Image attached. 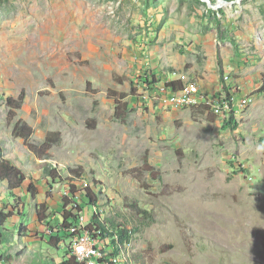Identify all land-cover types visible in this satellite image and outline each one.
Here are the masks:
<instances>
[{
    "label": "rangeland",
    "instance_id": "374dc122",
    "mask_svg": "<svg viewBox=\"0 0 264 264\" xmlns=\"http://www.w3.org/2000/svg\"><path fill=\"white\" fill-rule=\"evenodd\" d=\"M176 80L203 99L161 105L159 87ZM224 87L228 117L212 102ZM21 91L10 119L6 98ZM20 119L28 141L12 134ZM261 146L264 0H0V147L27 175L12 193L0 182L7 263H60L73 240L44 232L89 203L80 238L93 212L135 231L128 244L103 232L115 264H264Z\"/></svg>",
    "mask_w": 264,
    "mask_h": 264
},
{
    "label": "trees",
    "instance_id": "16d2710c",
    "mask_svg": "<svg viewBox=\"0 0 264 264\" xmlns=\"http://www.w3.org/2000/svg\"><path fill=\"white\" fill-rule=\"evenodd\" d=\"M177 82L169 84V85H176ZM175 87V86H174ZM231 93L228 92V97H230ZM25 99V92L21 91L20 94L18 95V97L14 98L13 96H8L6 98V104L9 107V113L8 116L10 117V119H13L16 115V111L21 109L23 102ZM234 121L233 118H231L228 122L225 123V126H229V127H233L232 126V122ZM33 128L31 126H29L26 122H24L23 120H18L13 127L12 130V134L16 137V138H20L23 139L24 141H28L30 139V137L33 134ZM57 133L56 132H48L46 134V137L44 139V141L37 147H34V150L36 151L37 154V158L41 159V160H47L49 159V154L47 153V151L54 145V139L53 136H55ZM39 150V151H38ZM75 175H72L73 178H79L81 176V172H76V171H72ZM52 178L54 179V175L52 174ZM27 179V175L24 172V170H22L20 167H18L17 163H15V158L14 156H3L2 154V149L0 147V182H6L8 185V191L10 193L14 192L17 189H20L23 187V184L25 182V180ZM74 185L72 186H76V182H74ZM29 192L32 193L34 191V188L32 185H30L29 187ZM85 192V196L90 200L91 205H94V203L97 202V196L93 193V191L90 190L89 187H86L84 189ZM69 204V203H67ZM74 209H75V213H77V218H79V214L81 212L80 209H82V205L80 206L79 204L73 203ZM65 208V207H64ZM66 210V209H64ZM75 213H68V212H63V216L64 219L68 220V223H75ZM40 216V215H39ZM10 218L9 213H4V212H0V227H4L5 222ZM100 220L99 219V214L97 212H93L92 217H91V225H88L89 229L92 230H102L106 231L107 228L103 225H100V227H98V223L94 220ZM95 222L97 224H95ZM52 228H54L52 225L50 226ZM117 233L120 236V239L122 241H130L131 239V235L133 232H135L134 230H129L126 229L125 227H120L117 226ZM56 231H58V229H55ZM102 230L100 231V233L97 236H100L101 239H107V237H103V232ZM108 231V230H107ZM68 235L66 232H63V230H59V232L57 233L56 236H52L50 237V241H53V243H55L56 245H58L62 240H64L65 238H67ZM4 238V233L0 232V240ZM104 241V240H103ZM110 241V240H109ZM112 241L116 242V241H120L117 238H113ZM121 242V241H120ZM72 243V240H68V249L70 248ZM58 264H77L75 262V259L70 257V258H66L63 259L60 263Z\"/></svg>",
    "mask_w": 264,
    "mask_h": 264
},
{
    "label": "built area",
    "instance_id": "2783aa9c",
    "mask_svg": "<svg viewBox=\"0 0 264 264\" xmlns=\"http://www.w3.org/2000/svg\"><path fill=\"white\" fill-rule=\"evenodd\" d=\"M178 80H176L177 82ZM196 88L193 83L189 85V89L186 91H195ZM144 100L158 104L154 102V98H150L147 96H143ZM142 101L146 102V101ZM164 103H169V101H164ZM183 103H179L177 105H181ZM159 105V104H158ZM175 106V105H172ZM67 212H71L69 210V206L65 208ZM66 223V225H65ZM78 224L79 218H77V213H75V223H68V219L65 220L63 216L61 217L59 225L56 227H47L48 229L44 232L45 234H49L50 237L56 236L59 230H65L68 235L67 240H73V248L69 251V256L74 257L77 264H106V257L102 255V239L100 236H94L91 233V243H84V239L80 238L78 234ZM58 229L56 231L55 229Z\"/></svg>",
    "mask_w": 264,
    "mask_h": 264
},
{
    "label": "bare ground",
    "instance_id": "6f19581e",
    "mask_svg": "<svg viewBox=\"0 0 264 264\" xmlns=\"http://www.w3.org/2000/svg\"><path fill=\"white\" fill-rule=\"evenodd\" d=\"M47 27L50 28L51 26L47 24ZM226 77L227 76H225V78ZM196 88H197V86H196ZM188 89H189V85L188 86L184 85L180 88H176L172 85L167 84L166 86L159 87L158 93L161 94V96H159V94H156L155 98L158 99L159 103L161 105H164V106H172L174 104L177 105L178 102L179 103L180 102H190L192 100L193 95H195V94H197V96L199 95L203 99V97L201 96V92H198L197 89H195V91H186ZM199 91H200V89H199ZM228 92L231 93V88L226 89L224 87L223 91H221V93H218L217 95L214 94L215 98H213V100H212L213 103L216 101L215 104H217V110H218L217 112L221 113V115L225 114V116H227V117L231 113H233V111H234V108L231 107L232 103H233L232 101L234 98L232 96L233 92L231 93L230 97H228ZM164 101H169V103H164ZM81 220H82V217H81ZM92 231L96 232L97 229L92 230ZM91 233L92 232L90 229L86 230V232L84 233V235L82 237V239H84V243H91ZM72 248H73V246H72ZM112 253H113V251H112ZM112 253H111V255H112ZM102 255L105 256V254H103V252H102ZM105 257H106V264H115V258L107 257V256H105Z\"/></svg>",
    "mask_w": 264,
    "mask_h": 264
},
{
    "label": "clouds",
    "instance_id": "9594fccd",
    "mask_svg": "<svg viewBox=\"0 0 264 264\" xmlns=\"http://www.w3.org/2000/svg\"><path fill=\"white\" fill-rule=\"evenodd\" d=\"M262 148H264V146H261ZM97 203V202H96ZM77 204V203H76ZM95 204V203H94ZM82 205V209H80V210H83L84 208H86L87 206H89V203H82L81 204ZM63 209H65V208H63ZM65 212H67L66 210H64ZM63 211V212H64ZM63 216V214H61V217ZM63 218H64V216H63ZM97 223H98V225L100 226V225H103V226H105L106 228H107V230L106 231H103L102 230V228H101V230H102V232H106V233H110L111 235H113L114 233H117V231H113L112 230V228L110 227V225L107 223V220H104V221H100V220H96V219H94ZM65 225H66V223H65ZM57 226V225H56ZM56 226H53V227H56ZM111 231V232H110ZM63 232H65V230H63ZM117 235L119 236V234L117 233ZM68 238V237H67ZM67 238H65L64 240H62L58 245L60 246V244L62 243V242H64V243H66L65 244V246L66 245H68V243H67ZM119 239H120V236H119ZM120 241H121V243H126V244H128V242H130V241H122L121 239H120ZM58 246V247H59ZM65 257L68 259V258H70V256H69V251H68V254H66L65 255ZM66 258H64V259H66ZM72 258H74V257H72ZM63 260V259H62ZM76 262V261H75Z\"/></svg>",
    "mask_w": 264,
    "mask_h": 264
},
{
    "label": "crops",
    "instance_id": "0c3cea01",
    "mask_svg": "<svg viewBox=\"0 0 264 264\" xmlns=\"http://www.w3.org/2000/svg\"><path fill=\"white\" fill-rule=\"evenodd\" d=\"M184 86V85H183ZM180 87H182V86H180ZM180 87H176V88H180ZM210 89H212L213 90V88H209L208 90H210ZM21 189V188H20ZM18 190V189H17ZM16 191V190H15ZM5 226V225H4ZM6 228V227H5ZM6 258L3 256V255H1L0 256V264H13V262H11V263H7L8 262V259H6Z\"/></svg>",
    "mask_w": 264,
    "mask_h": 264
}]
</instances>
